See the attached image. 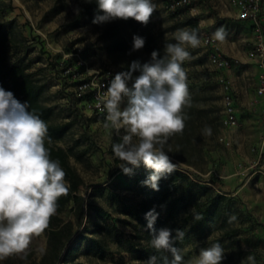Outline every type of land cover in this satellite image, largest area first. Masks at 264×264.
Returning a JSON list of instances; mask_svg holds the SVG:
<instances>
[{"label": "rangeland", "instance_id": "1", "mask_svg": "<svg viewBox=\"0 0 264 264\" xmlns=\"http://www.w3.org/2000/svg\"><path fill=\"white\" fill-rule=\"evenodd\" d=\"M153 2L157 7L146 28L155 35L163 53L167 43H177L174 34L178 30L198 33L201 44L196 48L185 45L190 59L182 67L188 89L204 88L198 98L190 99L203 103L206 111L197 110L182 133L168 138L164 151L178 168L161 182L176 196L185 193L211 205V211L223 209L216 221L192 227L187 217L194 208L181 203L172 222L185 236L175 246L185 261L220 243L225 252L222 264H252L249 255L255 264H264V105L256 95L260 69L252 56L253 26L238 19L232 0H189L184 5H175L174 0ZM2 6L0 20L11 27L10 62L25 66L42 86L41 99L53 110V124L60 127L54 143L70 151L71 164L84 181L83 219L77 220L74 203L60 214L75 222L76 232L85 237L69 243L76 248L67 264H145L148 259H141L136 251L147 247L146 231L130 211L138 209L144 198L142 174L149 170L141 165L131 176L122 173L118 167L121 161L111 147L119 136L111 127H104L107 113L91 109L93 90L84 86L96 72L110 70L113 77L122 66L111 60L93 24L87 19L76 24L74 9L80 8L79 0H2ZM190 19L198 21L197 29L188 24ZM222 26L228 33L226 41L215 43L222 55L234 61L230 71L212 65L211 49L204 43L206 35L212 37ZM222 77L233 84L243 123L240 129L222 123ZM206 127L212 129L211 135L205 133ZM231 215L236 220L229 223ZM101 227L112 232L99 231ZM50 246V237L44 232L33 238L26 256L13 254L0 264H49ZM159 254L158 264L164 256L172 259L166 251Z\"/></svg>", "mask_w": 264, "mask_h": 264}, {"label": "clouds", "instance_id": "2", "mask_svg": "<svg viewBox=\"0 0 264 264\" xmlns=\"http://www.w3.org/2000/svg\"><path fill=\"white\" fill-rule=\"evenodd\" d=\"M95 3L97 14L92 23L96 25L133 19L147 26L157 7L153 0H95ZM74 11L80 13L79 8ZM227 36L222 26L212 39L224 43ZM132 39V51L144 48L145 38L133 35ZM174 39L177 43H167L163 56L159 50H153L147 62L133 60L128 70L117 72L97 104L107 113L104 127H111L119 136L111 147L121 161L118 167L122 173L131 176L143 165L149 174L142 185L157 192L160 181L178 168L164 151V145L185 127L182 113L190 102L187 74L182 67L190 59L185 45L196 48L201 44L196 30H178ZM204 131L212 134L210 127ZM47 133V124L28 110L27 102L19 101L12 91L0 86V260L13 254L26 256L33 238L41 236L56 215L59 198L68 195L66 174L45 147ZM159 215L153 207L145 213V220L152 234L151 246L172 257L171 260L162 257V264H222L225 252L220 243L201 249L198 257L185 261L181 249L175 246L185 232L178 228L156 229ZM194 219L202 217L196 214ZM235 220V215L229 217V223ZM247 260L255 264L253 256L249 255ZM145 264H158V259L153 255Z\"/></svg>", "mask_w": 264, "mask_h": 264}, {"label": "trees", "instance_id": "3", "mask_svg": "<svg viewBox=\"0 0 264 264\" xmlns=\"http://www.w3.org/2000/svg\"><path fill=\"white\" fill-rule=\"evenodd\" d=\"M80 2V13L76 16V24H79L82 20L87 19L91 24L94 16L97 14V5L95 0H79ZM4 13V8L2 6V0H0V17ZM102 14V13H100ZM188 24L193 28H198V21L196 19H190ZM100 32L99 39L106 44V49L111 60L122 66V71L128 70L130 63L133 60H139L141 63L147 62L150 59V54L153 50H159L161 56L164 55L160 49L155 35L149 32L146 26L141 25L133 19L125 20H114L102 25L93 24ZM79 26V25H77ZM11 27L0 20V86L5 90H10L15 94V97L21 102H27L28 110L35 113L42 119L48 127V133L45 137V147L50 152V158L53 160H58L61 167L65 172V180L69 187L68 195L62 196L57 201V212L51 220L49 227L45 232L49 235L51 240L50 252L51 260L49 264H58L62 261L64 264L69 263V256L75 250L73 245L76 240H82L85 237L78 234L75 230L76 223L69 220L66 221L60 216L70 203L75 204V215L78 221H81L85 215V199L81 194L82 186L84 181L82 177L78 174L77 170L71 164L70 151L63 147L57 146L54 143V139L59 135L60 127L53 124L52 116L53 110L51 107L46 106L42 101V86L33 78L31 73L27 72V68L20 63L10 62V50H11ZM133 35H139L145 38V46L143 49L138 51H132L133 47ZM139 73H134L133 75H138ZM189 90V97H199L201 92L204 90L203 87H191ZM203 103L195 102L194 99H190L188 105L183 109L182 115L185 117V126L192 122V117L195 115L196 111L206 112L203 108ZM180 133H177L179 135ZM173 155L180 158L176 153ZM148 173L142 174V180H144ZM196 185L195 183H193ZM160 190L154 191L150 187L143 185L142 193L144 198L140 201L138 209H133L130 211L138 221V223L144 227L145 236L143 237L148 245L140 251L141 259H149V257L155 255L158 257L159 251L151 246L152 234L146 228L147 221L145 220V213L151 210L153 207L156 211L160 213L155 227L160 229L163 227H168L172 229L175 228V224L172 222L175 211L179 208L181 203L184 206H191L194 211L188 214L187 219L192 221V227L202 225L208 221H216L223 214L222 207H217L215 211H211V205H207L205 202H199L198 200H192L185 193L182 195H175V192L168 186L164 185L161 181L159 183ZM164 205V208H161ZM90 207V205H89ZM168 208V212L165 209ZM199 214L202 219H194L195 215ZM227 221V219H225ZM81 223V222H80ZM101 230H108L112 232L111 229H106L101 227ZM97 232V231H95ZM74 240L71 246L69 243ZM122 235L118 239L119 245L122 244ZM135 251V249H134ZM99 252L101 257H104L103 248L100 243Z\"/></svg>", "mask_w": 264, "mask_h": 264}, {"label": "built area", "instance_id": "4", "mask_svg": "<svg viewBox=\"0 0 264 264\" xmlns=\"http://www.w3.org/2000/svg\"><path fill=\"white\" fill-rule=\"evenodd\" d=\"M174 2L175 5H184L188 4L189 0H174ZM232 5L235 8L238 19L251 23L255 31V42L252 56L255 58L260 69L256 95L258 99L263 100L264 105V0H232ZM204 43L211 49L209 59L216 69L220 71H230L234 68V61L220 53V49L210 35L205 36ZM112 75V71L110 70L103 73L98 71L92 82L84 84L85 88L90 87L93 90L95 99L91 109L100 113H106V111L102 109V105L101 108H98L97 104L101 103L102 97L107 92V86L112 79ZM221 83L223 89L222 123L229 129H240L242 128L243 123L240 119V108L233 84L225 77L221 78Z\"/></svg>", "mask_w": 264, "mask_h": 264}]
</instances>
